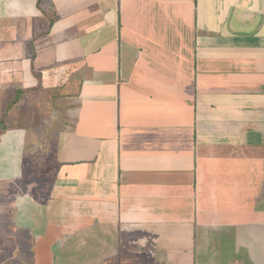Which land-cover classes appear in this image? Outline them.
Wrapping results in <instances>:
<instances>
[{
  "label": "crops",
  "instance_id": "0c3cea01",
  "mask_svg": "<svg viewBox=\"0 0 264 264\" xmlns=\"http://www.w3.org/2000/svg\"><path fill=\"white\" fill-rule=\"evenodd\" d=\"M4 114L17 264H264V0H0Z\"/></svg>",
  "mask_w": 264,
  "mask_h": 264
},
{
  "label": "rangeland",
  "instance_id": "374dc122",
  "mask_svg": "<svg viewBox=\"0 0 264 264\" xmlns=\"http://www.w3.org/2000/svg\"><path fill=\"white\" fill-rule=\"evenodd\" d=\"M39 97H41V96H37V94H35V96H33V95L29 96L25 101L26 106L33 104V101L39 99ZM47 106H48L47 104L43 103L41 106L38 105L37 108H35L34 106H31L30 108H28L24 111V113H25L24 118L28 117L29 121H33L36 124V125H33V123H32L30 125L31 128L34 126L38 127L39 129H41V130H39V133L42 135L44 133L42 130V129H44V127L47 128L49 131V129L52 128L51 122L54 125V121H53L54 116H53V114L51 115V119H52V121H51L49 112L47 110ZM46 118H48L50 122H48L46 120ZM2 219L5 220V218H2ZM6 227H7V225H6ZM11 236H12V238H15L14 239V243H15L16 237H13V235H11ZM2 237H4V238H2ZM12 238H7L6 235L0 236V264H17L18 263L16 260V259H18V256L15 257L16 250H18V249H17L16 245L14 246ZM7 240H11V242H7ZM23 247L27 248L28 245L27 246L23 245ZM7 255L11 256V257H9L10 259H8ZM122 258L120 259V262L123 260ZM107 259L108 258H106V257L103 259L101 258L100 264H107ZM43 262H44V264H46V259H44ZM110 264H117V259L113 260V263H110Z\"/></svg>",
  "mask_w": 264,
  "mask_h": 264
},
{
  "label": "trees",
  "instance_id": "16d2710c",
  "mask_svg": "<svg viewBox=\"0 0 264 264\" xmlns=\"http://www.w3.org/2000/svg\"><path fill=\"white\" fill-rule=\"evenodd\" d=\"M4 118H5V114L1 116V120H0V123H2L4 121Z\"/></svg>",
  "mask_w": 264,
  "mask_h": 264
}]
</instances>
